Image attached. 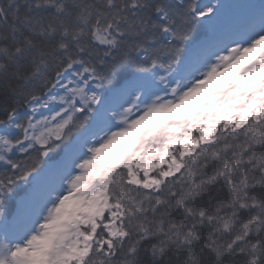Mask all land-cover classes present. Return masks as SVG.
Listing matches in <instances>:
<instances>
[{
  "label": "snow or ice",
  "instance_id": "6c2138e0",
  "mask_svg": "<svg viewBox=\"0 0 264 264\" xmlns=\"http://www.w3.org/2000/svg\"><path fill=\"white\" fill-rule=\"evenodd\" d=\"M0 264H264V0H0Z\"/></svg>",
  "mask_w": 264,
  "mask_h": 264
},
{
  "label": "bare ground",
  "instance_id": "6f19581e",
  "mask_svg": "<svg viewBox=\"0 0 264 264\" xmlns=\"http://www.w3.org/2000/svg\"><path fill=\"white\" fill-rule=\"evenodd\" d=\"M114 147H115V146H114ZM70 206H72V205H71V204L68 205V209H69V210H71V209H70Z\"/></svg>",
  "mask_w": 264,
  "mask_h": 264
},
{
  "label": "rangeland",
  "instance_id": "374dc122",
  "mask_svg": "<svg viewBox=\"0 0 264 264\" xmlns=\"http://www.w3.org/2000/svg\"><path fill=\"white\" fill-rule=\"evenodd\" d=\"M72 208V206H70V209Z\"/></svg>",
  "mask_w": 264,
  "mask_h": 264
}]
</instances>
